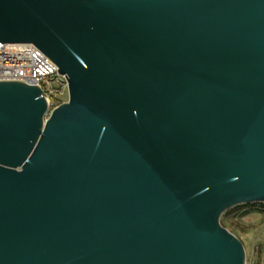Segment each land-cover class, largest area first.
<instances>
[{
  "label": "water",
  "instance_id": "obj_1",
  "mask_svg": "<svg viewBox=\"0 0 264 264\" xmlns=\"http://www.w3.org/2000/svg\"><path fill=\"white\" fill-rule=\"evenodd\" d=\"M0 43L66 77L0 82V264H247L264 204V0H0Z\"/></svg>",
  "mask_w": 264,
  "mask_h": 264
},
{
  "label": "built area",
  "instance_id": "obj_2",
  "mask_svg": "<svg viewBox=\"0 0 264 264\" xmlns=\"http://www.w3.org/2000/svg\"><path fill=\"white\" fill-rule=\"evenodd\" d=\"M58 71V66L33 44L0 43V82L39 87L48 106L46 118L64 104L57 100V95L68 89L66 77Z\"/></svg>",
  "mask_w": 264,
  "mask_h": 264
},
{
  "label": "rangeland",
  "instance_id": "obj_3",
  "mask_svg": "<svg viewBox=\"0 0 264 264\" xmlns=\"http://www.w3.org/2000/svg\"><path fill=\"white\" fill-rule=\"evenodd\" d=\"M60 88L59 85H55ZM60 103L69 100V91L57 95ZM253 205V206H251ZM236 208V207H235ZM233 208L227 217H222L225 228L236 235L243 243L247 264H264V204L241 205Z\"/></svg>",
  "mask_w": 264,
  "mask_h": 264
},
{
  "label": "trees",
  "instance_id": "obj_4",
  "mask_svg": "<svg viewBox=\"0 0 264 264\" xmlns=\"http://www.w3.org/2000/svg\"><path fill=\"white\" fill-rule=\"evenodd\" d=\"M251 206H253V205H251ZM237 208V207H236ZM235 208V209H236ZM231 211H227L224 215H223V217L225 218V217H227V215L230 213ZM224 220L225 219H223L222 221H221V223H222V225L225 227V222H224Z\"/></svg>",
  "mask_w": 264,
  "mask_h": 264
}]
</instances>
